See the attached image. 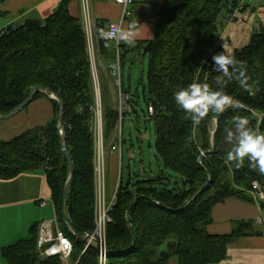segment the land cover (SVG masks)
<instances>
[{
  "label": "trees",
  "instance_id": "16d2710c",
  "mask_svg": "<svg viewBox=\"0 0 264 264\" xmlns=\"http://www.w3.org/2000/svg\"><path fill=\"white\" fill-rule=\"evenodd\" d=\"M4 0H0L2 3ZM153 0H147V2ZM155 1V2H154ZM156 11L163 0H154ZM238 0H166L161 16L154 22V34L142 42L149 56L148 105L153 108L155 148L161 162L160 172L143 180L119 184L116 201L109 211L105 241L106 264H167L176 258L178 264H215L226 257L227 245L245 235L258 234L251 222L241 221L229 234L212 235L205 227L211 222L212 207L229 196L252 200L253 181L264 191V175L249 167L245 159L240 168L227 161L226 150L218 143L224 129L236 116L247 117L250 126L264 131V119L244 107L229 108L216 120L214 114L193 128L188 114L175 103L174 93L193 82L218 86L211 71L212 56L223 51L217 46L228 13ZM69 0H61L45 18H27L16 26H7L0 36V114L11 112L23 102L35 86L56 93L63 101L65 141L74 173L66 200V213L80 234L90 235L94 221V139L95 95L92 66L87 52L86 35L81 21L68 9ZM136 3V2H135ZM102 29V27H100ZM99 39L98 52L113 69L116 59L114 41ZM122 65L124 44H119ZM247 63L250 96L235 81L225 91L242 105L264 114V33L251 36L248 44L233 52ZM199 68V70H198ZM47 97L35 92L33 99ZM54 116L46 124L28 128L10 140L0 139V179H12L26 171L43 170L55 205L57 221L72 243L70 261L76 264H99L98 253L77 240L63 222L61 198L68 175L67 160L60 147L57 132L59 104L48 98ZM132 106V98H130ZM133 111V107H132ZM103 134L109 135L117 121V111L103 108ZM213 151L210 148L209 132ZM204 156L201 163L198 157ZM212 175L208 188L190 198ZM170 174L181 179V185L170 182ZM177 183V182H176ZM134 202L130 219L136 241L132 245L125 213ZM152 197L149 199L147 197ZM162 204V205H161ZM264 208V200H260ZM38 225L27 238L1 249L7 264H63L58 257H41L36 242ZM125 250L123 253L118 251Z\"/></svg>",
  "mask_w": 264,
  "mask_h": 264
},
{
  "label": "crops",
  "instance_id": "0c3cea01",
  "mask_svg": "<svg viewBox=\"0 0 264 264\" xmlns=\"http://www.w3.org/2000/svg\"><path fill=\"white\" fill-rule=\"evenodd\" d=\"M60 2L61 0H4L0 3V29L21 24L27 18H45L53 13ZM146 2L130 5L128 10L131 15L122 21L120 27V31H124L129 24H137L136 42L140 43L150 40L154 34V21H150V18L153 20L151 15L154 9ZM90 3L91 35L95 48L93 70L100 87V76L110 84L109 76H114L107 68V61L99 56V30L100 27L104 29L109 22L119 21L122 7L115 0H90ZM68 9L73 17L83 20L81 0H69ZM260 33H264V0H253L236 19L225 23L216 44L222 50V45L225 44L226 51L234 52L245 47L252 35ZM121 43L124 44L122 41ZM124 46L127 49L125 44ZM112 91L116 95L115 90ZM101 104L103 108L115 109V105L110 107L103 104L102 98ZM53 116V106L49 99L37 97L15 115L0 121V139L10 140L28 128L48 123ZM232 126L233 121L228 127ZM116 136V129L107 136L103 134L106 203L111 201L120 183L134 182L130 175L126 182H122V147L120 152L111 149L116 143ZM224 136L225 132L218 143V149L222 151L232 146L225 142ZM42 200L47 202L45 206L39 204ZM50 200L51 191L43 170L26 171L12 179H0V264H7L1 255L3 247L27 238L32 225L39 227L43 220L53 217ZM241 221L251 222V230L258 234L241 236L228 244L225 259L215 264H264V208L254 199L229 196L215 204L211 209V222L205 230L212 235L229 234ZM167 264H178V261L170 258Z\"/></svg>",
  "mask_w": 264,
  "mask_h": 264
},
{
  "label": "built area",
  "instance_id": "2783aa9c",
  "mask_svg": "<svg viewBox=\"0 0 264 264\" xmlns=\"http://www.w3.org/2000/svg\"><path fill=\"white\" fill-rule=\"evenodd\" d=\"M82 1V12L84 22L87 21L90 23V12H91V3L90 0H81ZM147 0H115L117 4L122 7L121 18L117 22H109L106 24L104 29L111 28L114 32V37L110 41H114L116 45V59L115 64L118 65V70L112 69L111 73L115 77V85L117 86L116 94V106L115 110L117 111V124L115 129L117 131L116 143L111 146L112 150L121 151L123 144L122 139V123L125 118V115L132 112L131 106V95L128 91L123 88L121 80V59H120V40L118 33L120 32L121 23L127 17L131 15V12L128 10V7L135 2H144ZM253 0H238L235 7L228 13L227 21H231L236 18V16L247 7ZM5 28L0 29V36L3 35ZM87 37V49L90 55V61L93 65L95 63V48L93 45L92 35L89 31ZM217 41V40H216ZM93 81L95 83V105L97 108L95 111V117L93 120V139H94V221L95 228L90 235H87L88 240L98 246V259L99 264H106V255L108 253L105 241V230L106 225L110 221L109 211L115 204L116 196L115 194L111 198L109 203L105 202V192H104V148H103V124L101 121V112L99 109L100 96L99 88L97 85V76L95 72L92 71ZM147 111L149 116L153 115V108L151 105H148ZM250 193L253 199L257 202L264 200V191H262L261 186L257 181H253L252 189ZM50 203L53 207V217L50 219L43 220L38 227V235L36 248L37 252L41 257H53L56 256L60 259L63 264H76L70 261V256L72 252V243L69 238L65 235L64 231L60 227L57 216L55 212V205L50 200ZM41 206H45L47 202L45 200L40 201ZM88 244H84V249H86Z\"/></svg>",
  "mask_w": 264,
  "mask_h": 264
},
{
  "label": "clouds",
  "instance_id": "9594fccd",
  "mask_svg": "<svg viewBox=\"0 0 264 264\" xmlns=\"http://www.w3.org/2000/svg\"><path fill=\"white\" fill-rule=\"evenodd\" d=\"M136 29L137 24H129L127 30L118 33L119 40L126 46L135 47ZM99 36L106 41L107 47V41L114 37V32L111 28L100 29ZM222 48L223 51L212 56L211 71L218 73L215 77L217 89H213L207 82H193L174 93L175 103L188 114L193 128L197 127L210 113L218 118L229 108L243 107L240 102L226 93L225 88L230 82H237L250 96L255 95V82L249 83L251 77L247 74L246 61L237 59L233 52L226 51L225 44ZM113 68L118 70V65H113ZM224 132L225 142L232 145L227 153V161L235 162L236 168H240L247 159L250 168L264 175V131H261L259 127L250 126L247 117L236 116L233 118V126L226 127Z\"/></svg>",
  "mask_w": 264,
  "mask_h": 264
},
{
  "label": "rangeland",
  "instance_id": "374dc122",
  "mask_svg": "<svg viewBox=\"0 0 264 264\" xmlns=\"http://www.w3.org/2000/svg\"><path fill=\"white\" fill-rule=\"evenodd\" d=\"M153 1L146 2V4H148L151 8L155 9V1ZM245 9H243L242 11H244ZM155 12L156 11H154V13ZM154 13L153 15H151L153 20L150 18L149 15L151 23H153L152 21H156ZM239 14L236 16V18L239 16ZM81 24L85 35L87 33L88 36L89 31L91 32V22H84L83 19L81 21ZM144 49L145 45L140 42H136L135 47L127 46L126 51L122 52L121 80L123 88L128 91L131 95L133 107V111L125 115L121 128L123 139L122 182H126L128 180L129 175L131 181L134 182L136 180H143L148 177H152L158 174L160 172V169L162 168L161 162L157 156L155 148L156 137L154 132V122L147 111V104L149 98V87L147 80L149 56L147 53H144ZM89 58H91L90 55ZM91 66L92 71L95 72L93 70L92 64ZM107 68H110V66L107 65ZM99 78L100 87L98 82L97 85L99 88V96H101L103 104H108L110 107L114 105L116 106V95H114L112 91V89L117 91V86L115 85V78L109 76L111 84L108 80L106 81L102 76H100ZM92 86L94 91L95 83L93 79ZM101 98L99 103V109L101 112V121L103 124V105L101 104ZM96 108L97 104L94 105L93 109L94 117ZM0 121H5V119H2ZM170 182L172 184L181 185V179L173 174H170Z\"/></svg>",
  "mask_w": 264,
  "mask_h": 264
},
{
  "label": "water",
  "instance_id": "95a60500",
  "mask_svg": "<svg viewBox=\"0 0 264 264\" xmlns=\"http://www.w3.org/2000/svg\"><path fill=\"white\" fill-rule=\"evenodd\" d=\"M165 6H166V0H163V2L159 5L158 9L154 13L155 18H158L159 16L162 15V13L164 12ZM145 52H146V48L144 49V53ZM35 92H42L45 95H47L48 98L56 100L58 102V104H59V112H58V116H57V125H56V127H57V132H58V135H59V138H60V147H61L62 153L64 154V156H65V158L67 160V164H68V175H67V179H66L65 184H64V188H63V191H62V198H61V204H62L61 205V213H62L63 222L65 223V225L67 226L69 231L74 235V237L77 240L81 241L83 244H88L89 247H91V248H93V249H95L97 251L98 250V246L96 244L90 242L88 240L87 236H84V235L80 234L78 231L75 230V228L70 223V221L68 219V216H67V213H66V200H67V196H68V193H69V190H70V186H71V183H72V180H73L74 167H73V162H72L70 153L67 150V144H66V141H65V130H64V123H63L64 104H63L62 99L56 93H48L46 88H43V87H40V86H35V87H33L30 90V92H29L28 96L26 97V99L23 102H21L20 104H18L11 112H9L7 114H4V115L0 114V120L8 119L11 116L15 115L16 113H18L20 110H22L25 106H27L33 100V95H34ZM235 101H237V100H235ZM243 107L248 109V110H250L255 115H257L258 122L261 119H264V114H261V113L257 112L256 110H253V109H251V108H249L247 106L243 105ZM216 120H217V117L214 115V117H213V121H214V125H215L214 127H216ZM214 130H215V128L209 132L210 148L207 151V153H211L213 151L212 137H213ZM204 154H205L204 152L200 153V155L198 157V162L199 163H201V159L204 156ZM207 174H208L207 181H205L202 184V186L190 198H188L183 203V205L181 207L186 205L198 193H200L204 189L208 188V186L211 184V181H212V175H211V173L209 171L207 172ZM145 197L146 196H144V195H139V196L134 197L130 201V203L128 204V207L126 209L125 217H126V221H127V225H128L130 234H131L132 245L135 243L136 237H135V233H134V230H133V227H132V224H131L130 211H131V208H132L134 202H136L140 198H145ZM147 198H149L151 200L153 199L152 197H149V196ZM124 251L125 250L118 251L117 253H123Z\"/></svg>",
  "mask_w": 264,
  "mask_h": 264
}]
</instances>
